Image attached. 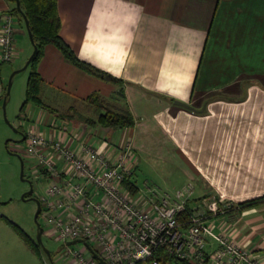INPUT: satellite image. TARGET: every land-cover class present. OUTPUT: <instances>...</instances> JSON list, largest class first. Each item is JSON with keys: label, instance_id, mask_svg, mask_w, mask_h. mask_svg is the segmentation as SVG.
Wrapping results in <instances>:
<instances>
[{"label": "crops", "instance_id": "1", "mask_svg": "<svg viewBox=\"0 0 264 264\" xmlns=\"http://www.w3.org/2000/svg\"><path fill=\"white\" fill-rule=\"evenodd\" d=\"M13 7L0 0V21ZM57 10L62 40L119 83L96 78L46 44L34 68L38 96L52 111L35 106L45 125L25 129L72 149L88 143L109 160L129 143L135 188L145 186L136 173L148 169L193 181L199 196L230 205L211 220L213 230L264 264V0H57ZM14 20L16 46L24 30ZM91 94L128 108L133 126L78 121L93 111ZM24 158L38 198L57 179ZM0 219V264H46Z\"/></svg>", "mask_w": 264, "mask_h": 264}, {"label": "built area", "instance_id": "2", "mask_svg": "<svg viewBox=\"0 0 264 264\" xmlns=\"http://www.w3.org/2000/svg\"><path fill=\"white\" fill-rule=\"evenodd\" d=\"M14 24L13 15L2 16L0 63L17 57ZM24 134L18 151L34 161V168L57 179L37 198L39 217L43 230L62 242L60 258L69 264H98L82 242L106 264H171L168 258L191 264H261L226 233L213 230L211 220L226 213L229 204L194 198L191 183L171 192L147 184L135 188L129 180L132 166L126 165L132 158L129 143L109 160L88 143L72 149L33 127ZM71 240L82 241L81 247L67 245Z\"/></svg>", "mask_w": 264, "mask_h": 264}, {"label": "rangeland", "instance_id": "3", "mask_svg": "<svg viewBox=\"0 0 264 264\" xmlns=\"http://www.w3.org/2000/svg\"><path fill=\"white\" fill-rule=\"evenodd\" d=\"M21 26L24 33L22 36L19 35L22 40H19L20 37H16L18 40H16L17 57L12 62L0 63V66L4 64L0 71V84L2 88L0 92V215L23 229L27 234L32 236V240L35 242L37 234L34 222L36 203L32 199H22V195L32 186V197L37 198L39 186L33 179L32 173L29 172L31 163L24 158V153L19 152L22 151V143L15 144L11 140L18 139L19 134L14 132L15 129H25V123H31L32 125L34 123V126H43L45 125L47 117H38V110L31 102L25 103L23 109H21L25 101L26 83L31 66L29 64L25 69L21 70V68L33 52L26 28L24 24H21ZM16 70L18 71L12 77L9 93L4 99L9 76ZM100 104L95 102V104L90 105L93 111L89 109L87 113L83 112L82 115L76 116L77 120L85 122V118L95 119V108ZM117 104L119 105V103ZM104 105L109 108L115 107L107 101L104 102ZM21 161L23 163L22 177ZM141 171H138L135 176L139 188H143V184H147L148 186L171 192L191 183L194 186V198L201 199L207 197L199 196L195 183L190 180H183L179 177V174L171 173L170 176L161 177L149 169ZM38 222L43 228V222L40 217L38 218ZM48 234V230H43L41 236L44 248L51 254L50 261L40 248L44 263L69 264L66 257L60 258L63 247L62 242L53 240ZM72 247H81V244L76 243Z\"/></svg>", "mask_w": 264, "mask_h": 264}, {"label": "trees", "instance_id": "4", "mask_svg": "<svg viewBox=\"0 0 264 264\" xmlns=\"http://www.w3.org/2000/svg\"><path fill=\"white\" fill-rule=\"evenodd\" d=\"M12 1L14 2L15 0ZM18 2L22 15L25 17L28 23V30L32 35V47L34 46L36 48V53L30 62L31 71L27 78L25 101L21 109H23L25 103L31 102L36 107L52 111L48 109V106L42 103L38 96L42 79L34 68L37 61L41 58L43 48L46 44L54 45L60 51L66 61L95 76L96 78L110 83H119V80L117 78H114L110 74L103 72L88 64L87 62L80 60L75 55L70 46L62 40L59 35L61 21L57 10V0H18ZM8 13L13 15L14 17L16 16L18 18V21L24 24V19L18 12L16 7H13ZM4 97L6 98L7 95L5 94ZM86 102H88V104L90 105L95 104V102L101 103L100 105H97L98 109L95 108V119L85 118V122L87 124H97L104 128L112 130L129 128L134 124V119L128 108L117 109L115 107H106L104 105L105 101L101 100L96 94H91L90 96H88L86 98ZM128 183L125 184L127 185ZM131 189L134 190L132 187ZM6 223L30 250H32L37 256L42 258L40 253V246L36 243V241L34 242L23 229H21L12 221L6 219ZM168 260L171 261V264H191L185 261L172 260L169 258Z\"/></svg>", "mask_w": 264, "mask_h": 264}, {"label": "water", "instance_id": "5", "mask_svg": "<svg viewBox=\"0 0 264 264\" xmlns=\"http://www.w3.org/2000/svg\"><path fill=\"white\" fill-rule=\"evenodd\" d=\"M15 5H16V8H17L18 12L22 15L18 0H15ZM22 17L24 19V24H25V28H26L29 40H30L31 44H33L32 35H31L30 31L28 30V23H27V21H26V19H25V17L23 15H22ZM35 53H36V48L33 46V52L30 55V57L28 58V60L26 61V63L24 64V66L21 68V70L25 69L30 64V62H31L32 58L34 57ZM17 71L18 70L12 72V74L9 76L7 87H6V95H8V93H9L12 77H13V75L15 73H17ZM4 99H5V97H4ZM174 104L182 106V107L190 109V110H195V108H193L192 106H190V105H188V104H186L184 102H180V101H176L175 100ZM3 106H4V101H3ZM14 132H16L17 134L21 135V138H18V139H15V140H11V141L13 143H15V144H21L24 141V135L18 129H15ZM22 171H23V163L21 161V177H22ZM32 193H33V188L31 186L30 189L26 193H24L22 195V199H32L36 203V211H35V214H34V222H35V225H36L37 234H36L35 241L40 246L41 250L45 253V255L51 261V254L46 248H44V246L42 244V241H41V236H42V232L43 231H42V227H41L40 223L38 222V216H39V212H40V202H39V200L37 198L32 197ZM79 242H82V241H80V240H71V241L67 242V245H74V244L79 243ZM82 243L86 246V248L89 250V252L92 254V256L97 260L98 264H106V262L102 258H100L91 249V247L89 246L88 243H86V242H82Z\"/></svg>", "mask_w": 264, "mask_h": 264}, {"label": "flooded vegetation", "instance_id": "6", "mask_svg": "<svg viewBox=\"0 0 264 264\" xmlns=\"http://www.w3.org/2000/svg\"><path fill=\"white\" fill-rule=\"evenodd\" d=\"M18 130L24 135V132L21 129ZM18 138H21V135H18Z\"/></svg>", "mask_w": 264, "mask_h": 264}]
</instances>
